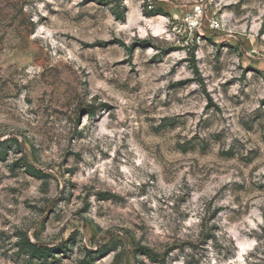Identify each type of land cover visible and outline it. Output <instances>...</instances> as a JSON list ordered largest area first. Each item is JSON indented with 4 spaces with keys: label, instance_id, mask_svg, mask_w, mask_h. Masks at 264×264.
I'll use <instances>...</instances> for the list:
<instances>
[{
    "label": "rangeland",
    "instance_id": "374dc122",
    "mask_svg": "<svg viewBox=\"0 0 264 264\" xmlns=\"http://www.w3.org/2000/svg\"><path fill=\"white\" fill-rule=\"evenodd\" d=\"M152 2L0 0V264H264V0Z\"/></svg>",
    "mask_w": 264,
    "mask_h": 264
},
{
    "label": "built area",
    "instance_id": "2783aa9c",
    "mask_svg": "<svg viewBox=\"0 0 264 264\" xmlns=\"http://www.w3.org/2000/svg\"><path fill=\"white\" fill-rule=\"evenodd\" d=\"M184 4L190 7V12L187 14L186 22L190 30L200 31L205 27V21L207 17V5L204 0H180ZM149 8L152 9L153 2L148 0ZM208 21V27L212 30H218L221 28V22L216 18H210Z\"/></svg>",
    "mask_w": 264,
    "mask_h": 264
},
{
    "label": "trees",
    "instance_id": "16d2710c",
    "mask_svg": "<svg viewBox=\"0 0 264 264\" xmlns=\"http://www.w3.org/2000/svg\"><path fill=\"white\" fill-rule=\"evenodd\" d=\"M150 13H153V11H150ZM114 15L116 18L120 19V20H124L125 19V15L119 13L118 11L114 12ZM95 111L94 110H90L89 114H94ZM31 169H33L34 171H36V175H38L39 171H37L36 169H34L32 166H30ZM21 250L26 251L28 253V255L32 258H37V259H43L46 256H48L52 250L48 249L47 247H43V246H39L37 244L32 243L29 239L24 238L20 244ZM139 251L144 252L146 255H149L151 258L154 257L152 255V253L150 252L149 249L147 248H141ZM135 253L137 254V251H135ZM92 252L91 251H87V256L91 257L92 256ZM81 264H90V260L85 259Z\"/></svg>",
    "mask_w": 264,
    "mask_h": 264
}]
</instances>
